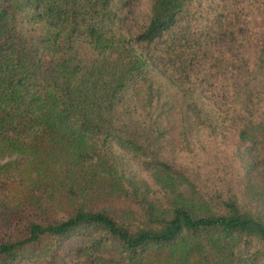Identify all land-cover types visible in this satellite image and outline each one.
Returning <instances> with one entry per match:
<instances>
[{"label":"trees","instance_id":"16d2710c","mask_svg":"<svg viewBox=\"0 0 264 264\" xmlns=\"http://www.w3.org/2000/svg\"><path fill=\"white\" fill-rule=\"evenodd\" d=\"M133 1L0 0V158L31 156L48 187L98 181L146 218L13 215L0 224V264H264V220L246 202L248 182L212 155L219 135L238 134L256 150L252 164L264 158V0H147V21L131 33ZM46 103L58 112L43 113ZM65 121L101 135L100 147L76 139L78 169L46 174L43 151L67 153ZM112 143L171 180H191L182 158L218 168L203 179L194 170L209 192L168 205L133 182Z\"/></svg>","mask_w":264,"mask_h":264},{"label":"rangeland","instance_id":"374dc122","mask_svg":"<svg viewBox=\"0 0 264 264\" xmlns=\"http://www.w3.org/2000/svg\"><path fill=\"white\" fill-rule=\"evenodd\" d=\"M146 1L134 0L130 9H125L126 11L129 10L126 24L131 33L138 30L147 21ZM22 31V35L28 38L24 43L29 45V40H32L30 32L25 28ZM87 55L88 51L84 50H80L76 54L80 59H86ZM76 56H73L75 61L71 59L69 61L74 66L77 64ZM41 110L43 113L46 111L51 113L58 112V109L50 103L43 104ZM138 115L140 113H137L133 119L137 125H140L141 120ZM69 123L65 121L59 127L60 131L63 130L61 139L65 143L67 153L60 152L58 148L52 152H50V149L48 152L44 150L42 153V159H40L42 163H38L42 171L46 174L55 173L60 167H62V170L70 168L72 171H76L78 169L70 159L72 153L71 144L76 139V143L79 144V139H81V146H85V148L100 147L98 138L101 135L93 132L78 134V130L71 127ZM220 142L224 147H220ZM214 143L212 150L214 159L221 161L220 165L226 166L230 162H235L234 165L238 167L239 175H243L244 181L248 182L245 193L246 202L254 214L264 220V158L260 157L252 164L256 156V150L249 138L245 140L240 139L238 134L231 135L229 138L219 135L217 141ZM112 146L115 149V153H113L114 159L124 162L125 169L129 171L133 182L141 186L143 185V188H148V193L155 192L168 205H172L175 202L180 203L182 198L191 199L193 195H202L209 192L196 181L193 176L194 170L198 169L197 172L203 179L206 175L212 174L218 168H216V165H210L209 167L202 166V163L194 165L190 160L182 158L179 161L180 164L191 168L188 171L191 180H185L183 177H176V180H171L158 171L156 172L155 170L143 167L134 160H130L131 154L128 153L130 151L120 149L119 145L113 143ZM48 147H52V145H48L46 148ZM262 155H264V151H262ZM61 156H65V159L58 160ZM32 161L34 160L31 156L19 154L7 155L0 158L1 164H10L7 168L8 171L12 169V173H0L1 225L9 221L13 215L23 214L32 216L33 218L61 219L76 209H110L120 216L135 218L137 221L141 220L142 222H144V219L146 220L144 214L132 211L130 203L121 200L118 193L113 192L112 189L105 188L108 187L107 185H97L99 184L98 181L92 180V184H85L82 187L80 186V188H75L67 180L53 178L50 187H48L50 182L48 179L41 180L42 178L34 170ZM192 167L194 168L192 169ZM193 184L198 185V188H193ZM102 185L105 187H102ZM160 208L164 209V207Z\"/></svg>","mask_w":264,"mask_h":264}]
</instances>
